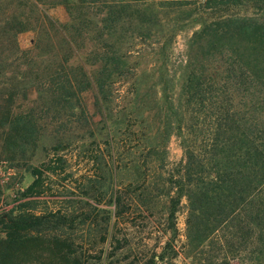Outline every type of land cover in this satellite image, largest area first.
Returning a JSON list of instances; mask_svg holds the SVG:
<instances>
[{
	"label": "trees",
	"instance_id": "trees-1",
	"mask_svg": "<svg viewBox=\"0 0 264 264\" xmlns=\"http://www.w3.org/2000/svg\"><path fill=\"white\" fill-rule=\"evenodd\" d=\"M192 3H198L194 12H190ZM38 4L66 5L71 21L59 23L40 14ZM25 7L38 14L27 15ZM166 9L181 18L177 23L198 18L199 30L193 32L189 43L194 39L206 42L187 45L180 62L182 81L177 98H164L157 90L156 83L164 84L168 75L167 52L154 51V60L141 66L140 62L129 63L131 46L117 50L114 45L100 42L108 26H120L121 33L127 34L121 44L133 45L149 21L155 19V24H162L161 13ZM29 29L34 31L33 46L22 49L17 35ZM82 44L88 45L85 60L89 61L90 71L79 65V75L72 71L70 77L63 64L76 56L74 49ZM38 59L50 60L54 67L40 75L31 68ZM26 77L28 85L56 83L51 91H59L58 97L63 99L74 97L78 92L74 90L91 88L107 101L113 83L130 82L133 90L127 103L129 112L119 117L118 129L124 128L119 132L121 148L127 146L124 152L131 167H142L145 173L149 159L156 163L160 176L165 174L160 182L163 188L152 189L155 195L139 202L150 206L158 195L166 196L164 214L172 222L184 198L187 245L197 248L219 228L232 224L245 232L249 264H264V0H0V123L11 120L16 127L25 128L19 138L22 140L26 134L32 138L33 119L25 113L10 116V112ZM148 82L150 85H145ZM73 83H80L79 87ZM151 86L155 88L152 95L145 89ZM161 99L169 102L164 111ZM130 114L142 121L152 114L161 125L144 133V137L139 135L131 146L127 143L134 140L140 128L129 129L126 122ZM172 134L179 139L182 155L168 167L166 145ZM114 139L112 135L109 147L116 156L120 151L112 145ZM44 171L31 168L33 180L23 196L42 193ZM113 201L117 216L122 215L120 197ZM59 212L55 216L1 215L6 237L0 239V264H15L12 255L22 246L46 243L40 237L41 228L53 217L55 226H51L59 230L64 219ZM52 242L59 264H80L69 239L59 235ZM171 258L161 251L152 253L143 264H160Z\"/></svg>",
	"mask_w": 264,
	"mask_h": 264
},
{
	"label": "rangeland",
	"instance_id": "rangeland-1",
	"mask_svg": "<svg viewBox=\"0 0 264 264\" xmlns=\"http://www.w3.org/2000/svg\"><path fill=\"white\" fill-rule=\"evenodd\" d=\"M197 6L198 3H192L190 12H194ZM37 7L40 14H46L59 23L71 21V11L64 4H38ZM24 11L27 15L38 14L29 7H25ZM161 14L164 16L162 24H155V19L151 18L145 24L147 29L142 27L141 36H136L133 45L121 44L127 34L121 33L120 26L113 29L108 26L100 42L114 45L118 47L117 50H122V46H131L129 63L140 62L141 66L154 60V51L167 52L168 75L164 84L156 83L157 90L164 98L170 95L177 98L182 81L180 62H183L187 45H206V42L200 43L194 39L189 43L193 32L199 30L198 18H194L196 21L177 23L182 21L181 18L175 17V13H170L169 9L162 10ZM33 37L34 31L31 29L20 32L17 35L19 47L31 48ZM87 48L88 45H79L73 52L76 56L63 64L70 77L72 71L79 75V65L90 71L89 61L85 60ZM50 62L38 59L31 68L43 75L54 67ZM28 79H24V87L18 92L10 116L17 113L30 115L34 122L32 138L26 134L24 140L19 139L25 134V128L16 127L11 120L0 123V164L6 166L0 173V217L18 213L55 216L60 211L64 219L58 230L52 227L55 224L53 217L49 218L40 233V237L49 244L18 248L15 256L12 255L15 264H59L52 242L53 237L59 235L73 243L80 264H143L152 253L161 251L172 255V258L160 264H249L250 253L243 230H238L232 224L223 226L202 245L191 247L186 244L187 212L184 198L172 222L164 214L166 196L158 195L160 197L154 198L150 206L139 202V199L148 200L155 195L156 191L152 189L163 188L160 182L165 174L160 176L159 169L154 167L156 163L149 159L144 165L145 173L142 167H131L128 164L130 158L124 152L127 146L121 148L123 143L119 140V132L124 128L118 129L121 125L119 117L122 112H129L127 103L131 102L133 90L130 82L113 83L111 94L105 101L91 88L74 90L78 91L74 97L59 98V91H51L56 83L45 81L44 86L35 83L28 85ZM60 79L63 81V77ZM74 83L71 85L79 87L80 83ZM25 88L27 90L24 92ZM145 89L152 95L155 88L151 86ZM162 104L164 111L169 102L161 99ZM71 105L74 107L71 108ZM149 107L151 110V105ZM152 107H156L155 104ZM126 123L132 131L140 128L134 140L127 143L131 146L137 143L139 135L144 137V133L161 125L152 114L143 121L130 114ZM112 135L115 137L112 145H117L120 151L116 156L111 154L109 147ZM55 150L57 154H54ZM166 150L169 167L182 155L176 135L169 137ZM119 156H122V160H118ZM32 167L45 170L42 193L23 196L33 180ZM47 167L51 170L45 169ZM144 175L146 178L142 180ZM116 196L120 197L124 208L122 215L118 216L113 201ZM130 201L132 206L128 205ZM30 235H35V232ZM5 237L6 232L0 222V239Z\"/></svg>",
	"mask_w": 264,
	"mask_h": 264
},
{
	"label": "built area",
	"instance_id": "built-area-1",
	"mask_svg": "<svg viewBox=\"0 0 264 264\" xmlns=\"http://www.w3.org/2000/svg\"><path fill=\"white\" fill-rule=\"evenodd\" d=\"M2 168H6V166H5L3 163L0 164V173H1V169H2ZM8 169H9V171H10V168H8ZM1 181H4V180L2 179Z\"/></svg>",
	"mask_w": 264,
	"mask_h": 264
}]
</instances>
